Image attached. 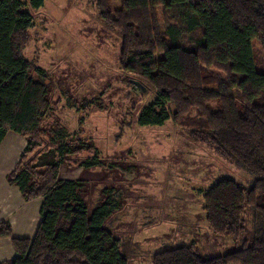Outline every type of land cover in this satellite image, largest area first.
Wrapping results in <instances>:
<instances>
[{
    "label": "trees",
    "instance_id": "16d2710c",
    "mask_svg": "<svg viewBox=\"0 0 264 264\" xmlns=\"http://www.w3.org/2000/svg\"><path fill=\"white\" fill-rule=\"evenodd\" d=\"M45 0H0V142L8 130L26 140L6 175L24 200L40 198L34 237L10 238L17 256L0 264H128L121 240L104 226L114 205L90 207L81 179L60 178L59 168L101 164L88 139L67 140L62 129H45L47 74L23 54L33 16ZM95 0L103 25L119 37L118 61L129 79L153 99L133 110L140 126L172 120L189 137L211 146L250 175L214 180L200 198L212 233L239 240L235 250L203 256L195 243L155 252L151 264H264V68L253 41L264 49V0ZM162 24V27H161ZM157 54H161L159 58ZM143 87V88H142Z\"/></svg>",
    "mask_w": 264,
    "mask_h": 264
},
{
    "label": "rangeland",
    "instance_id": "374dc122",
    "mask_svg": "<svg viewBox=\"0 0 264 264\" xmlns=\"http://www.w3.org/2000/svg\"><path fill=\"white\" fill-rule=\"evenodd\" d=\"M109 2L119 6V0ZM27 8L33 23L23 54L43 68L49 85L43 126L62 129L67 140L88 139L92 150L81 157L102 160L85 169L62 165L59 177L81 179L90 207L109 194L115 207L104 226L120 238L128 264H151L155 252L182 244L195 243L203 256L239 248L248 234L232 240L212 233L200 198L218 178L249 186L250 175L172 120L133 122V110L139 106L138 115L154 94L121 71L120 37L103 25L95 0H45ZM253 48L257 67L264 68V49L257 40Z\"/></svg>",
    "mask_w": 264,
    "mask_h": 264
},
{
    "label": "crops",
    "instance_id": "0c3cea01",
    "mask_svg": "<svg viewBox=\"0 0 264 264\" xmlns=\"http://www.w3.org/2000/svg\"><path fill=\"white\" fill-rule=\"evenodd\" d=\"M26 145L23 136L8 130L0 142V222L7 220L13 237L33 238L40 222V198L24 200L19 189L6 180ZM17 256L10 238L0 239V262Z\"/></svg>",
    "mask_w": 264,
    "mask_h": 264
},
{
    "label": "water",
    "instance_id": "95a60500",
    "mask_svg": "<svg viewBox=\"0 0 264 264\" xmlns=\"http://www.w3.org/2000/svg\"><path fill=\"white\" fill-rule=\"evenodd\" d=\"M143 88V87H142Z\"/></svg>",
    "mask_w": 264,
    "mask_h": 264
}]
</instances>
